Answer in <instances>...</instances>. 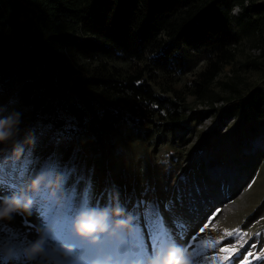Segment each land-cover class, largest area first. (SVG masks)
<instances>
[{
    "label": "trees",
    "instance_id": "1",
    "mask_svg": "<svg viewBox=\"0 0 264 264\" xmlns=\"http://www.w3.org/2000/svg\"><path fill=\"white\" fill-rule=\"evenodd\" d=\"M243 36L260 53L221 79ZM198 52L204 66L177 87L188 54ZM243 69L264 72V2L0 0V91L60 137L101 135L122 124L143 128L142 139L184 135L188 94L210 105L224 100L264 125V83L249 84ZM225 108L222 115L236 116Z\"/></svg>",
    "mask_w": 264,
    "mask_h": 264
},
{
    "label": "rangeland",
    "instance_id": "2",
    "mask_svg": "<svg viewBox=\"0 0 264 264\" xmlns=\"http://www.w3.org/2000/svg\"><path fill=\"white\" fill-rule=\"evenodd\" d=\"M259 53L251 37L243 36L235 62L225 65L219 77H231L241 61ZM188 56L186 72L175 77L179 88L205 64L203 52ZM240 73L251 85L264 83L262 69ZM214 88L222 93L221 87ZM185 99L189 105L186 114L191 117L184 135L167 132L142 139L143 128L122 124L101 135L60 137L48 125L30 120L29 110L0 91V118L19 113L20 138L25 132L32 134V143L18 158L0 153V196L23 189L42 167H54L65 177L62 203L38 199L31 214H15L11 220L0 221V264L10 263L11 258L36 264L27 258L25 249L38 231L47 228L54 239L67 240L78 206L103 205L113 196H118L134 217V231L119 257L122 264H146L155 248L172 242L181 245L195 264H239L248 251L253 253L248 258L250 264H264L262 118L238 112L224 100L221 106L215 99L210 105L190 94ZM227 106L236 116L214 134L217 126L212 124ZM205 223L209 226L200 233ZM225 230L233 235L227 236ZM194 234L197 239L192 240ZM238 241L247 243L239 248ZM234 244L239 251L223 261L225 253L219 249ZM252 244L256 246L250 248ZM43 264H63V258L50 249Z\"/></svg>",
    "mask_w": 264,
    "mask_h": 264
},
{
    "label": "clouds",
    "instance_id": "3",
    "mask_svg": "<svg viewBox=\"0 0 264 264\" xmlns=\"http://www.w3.org/2000/svg\"><path fill=\"white\" fill-rule=\"evenodd\" d=\"M21 117L12 113L0 118V153L18 158L32 143V134L21 139ZM65 177L54 167H42L26 186L7 196H0V221L15 214L29 213L38 199L59 204L65 199ZM134 231L133 215L113 196L103 205L78 206L71 217L68 239H54L47 228L38 231L25 249V255L36 264L52 249L63 258V264H122L119 258ZM146 264H194L192 256L175 243L155 248Z\"/></svg>",
    "mask_w": 264,
    "mask_h": 264
},
{
    "label": "snow or ice",
    "instance_id": "4",
    "mask_svg": "<svg viewBox=\"0 0 264 264\" xmlns=\"http://www.w3.org/2000/svg\"><path fill=\"white\" fill-rule=\"evenodd\" d=\"M208 223H205L204 225H203V227H201L200 229H199V232L200 233H203L204 231H205V229H207L208 228ZM237 234L240 232V230L239 229H237V230H234ZM225 234L227 235V236H232L233 235V232H228L227 230H225ZM191 239L192 240H195V239H197V236L194 234L192 237H191ZM223 239V237H221V240ZM240 239L242 240L243 238L242 237H240ZM217 243H219V241H217ZM238 243H239V241H238ZM244 243H247L246 241L244 242ZM244 243H239V248H242L243 246H244ZM205 245L206 246H210L209 244H208V242H205ZM256 245L255 244H252V245H250V248H254ZM194 247V246H193ZM239 248L234 244V245H232L231 247H221L220 249H219V252L220 253H225V255L223 256V261H228V260H230L231 258H232V256L233 255H235L238 251H239ZM186 251V250H185ZM195 253H192V255H194ZM251 256H253V253L251 252V251H248V252H246L245 254H244V258L243 259H241L240 261H239V264H250V261H249V257H251ZM216 258H218V257H216ZM216 258H214V259H216ZM257 259H260V257H257ZM194 264H195V262H194Z\"/></svg>",
    "mask_w": 264,
    "mask_h": 264
},
{
    "label": "built area",
    "instance_id": "5",
    "mask_svg": "<svg viewBox=\"0 0 264 264\" xmlns=\"http://www.w3.org/2000/svg\"><path fill=\"white\" fill-rule=\"evenodd\" d=\"M232 13H238V11L240 10V7L238 5L234 6V8L231 9ZM215 103H219L218 105H221L222 104V100H219V101H215ZM221 103V104H220ZM217 106V105H216ZM222 106V105H221ZM225 116V117H223ZM235 118V115H230V116H226V115H222L220 116V118H218V120L216 119L215 123L212 124L213 126H217L216 128H220L222 125L224 127L227 126V123ZM8 264H23L21 263V261H16V260H13L11 261V263H8Z\"/></svg>",
    "mask_w": 264,
    "mask_h": 264
},
{
    "label": "bare ground",
    "instance_id": "6",
    "mask_svg": "<svg viewBox=\"0 0 264 264\" xmlns=\"http://www.w3.org/2000/svg\"><path fill=\"white\" fill-rule=\"evenodd\" d=\"M224 198H225V197H224ZM220 200H223V199H219V201H218V202H220ZM215 201H216V200H215ZM211 202H213V201H211ZM218 202H217V203H218ZM221 202H222V201H221ZM215 204H216V203H215ZM218 204L220 205L221 203H218Z\"/></svg>",
    "mask_w": 264,
    "mask_h": 264
}]
</instances>
